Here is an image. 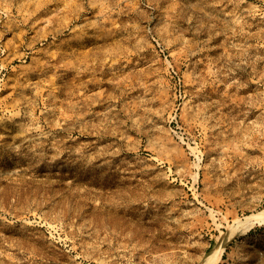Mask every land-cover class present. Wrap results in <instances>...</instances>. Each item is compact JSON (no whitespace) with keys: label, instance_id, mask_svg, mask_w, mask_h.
I'll list each match as a JSON object with an SVG mask.
<instances>
[{"label":"rangeland","instance_id":"obj_1","mask_svg":"<svg viewBox=\"0 0 264 264\" xmlns=\"http://www.w3.org/2000/svg\"><path fill=\"white\" fill-rule=\"evenodd\" d=\"M264 0H0V264H264Z\"/></svg>","mask_w":264,"mask_h":264},{"label":"bare ground","instance_id":"obj_2","mask_svg":"<svg viewBox=\"0 0 264 264\" xmlns=\"http://www.w3.org/2000/svg\"><path fill=\"white\" fill-rule=\"evenodd\" d=\"M262 216H264V212L247 215L244 219L238 221L236 232H243L244 230H247ZM233 233L234 232L230 231L227 234H220V236L218 237V244H216V246H214L208 253L205 254L204 258L199 264H217L225 246L230 241Z\"/></svg>","mask_w":264,"mask_h":264}]
</instances>
